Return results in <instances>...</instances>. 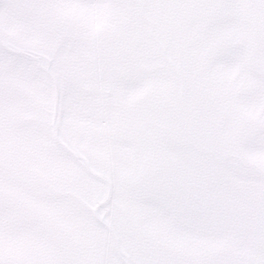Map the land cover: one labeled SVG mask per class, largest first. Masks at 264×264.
I'll return each instance as SVG.
<instances>
[{
    "label": "snow or ice",
    "instance_id": "obj_1",
    "mask_svg": "<svg viewBox=\"0 0 264 264\" xmlns=\"http://www.w3.org/2000/svg\"><path fill=\"white\" fill-rule=\"evenodd\" d=\"M0 264H264V0H0Z\"/></svg>",
    "mask_w": 264,
    "mask_h": 264
}]
</instances>
